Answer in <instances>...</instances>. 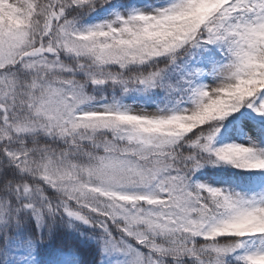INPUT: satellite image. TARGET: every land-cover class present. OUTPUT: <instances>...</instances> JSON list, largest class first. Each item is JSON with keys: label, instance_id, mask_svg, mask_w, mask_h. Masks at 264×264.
<instances>
[{"label": "snow or ice", "instance_id": "snow-or-ice-1", "mask_svg": "<svg viewBox=\"0 0 264 264\" xmlns=\"http://www.w3.org/2000/svg\"><path fill=\"white\" fill-rule=\"evenodd\" d=\"M0 264H264V0H0Z\"/></svg>", "mask_w": 264, "mask_h": 264}]
</instances>
